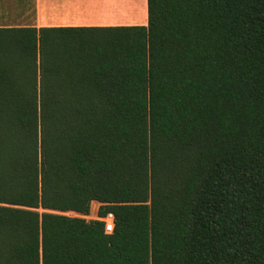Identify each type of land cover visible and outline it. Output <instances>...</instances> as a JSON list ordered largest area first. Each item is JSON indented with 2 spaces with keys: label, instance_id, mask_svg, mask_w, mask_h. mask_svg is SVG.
<instances>
[{
  "label": "trees",
  "instance_id": "obj_1",
  "mask_svg": "<svg viewBox=\"0 0 264 264\" xmlns=\"http://www.w3.org/2000/svg\"><path fill=\"white\" fill-rule=\"evenodd\" d=\"M0 264H264V0L0 26Z\"/></svg>",
  "mask_w": 264,
  "mask_h": 264
},
{
  "label": "crops",
  "instance_id": "obj_2",
  "mask_svg": "<svg viewBox=\"0 0 264 264\" xmlns=\"http://www.w3.org/2000/svg\"><path fill=\"white\" fill-rule=\"evenodd\" d=\"M33 6V23L21 26L36 28L147 26V0H33ZM93 205H96L97 210L99 203L93 202L91 208Z\"/></svg>",
  "mask_w": 264,
  "mask_h": 264
},
{
  "label": "rangeland",
  "instance_id": "obj_3",
  "mask_svg": "<svg viewBox=\"0 0 264 264\" xmlns=\"http://www.w3.org/2000/svg\"><path fill=\"white\" fill-rule=\"evenodd\" d=\"M32 6L33 0H0V26H21L32 24ZM95 206L96 205L92 206L87 220L97 219V210L95 209Z\"/></svg>",
  "mask_w": 264,
  "mask_h": 264
},
{
  "label": "built area",
  "instance_id": "obj_4",
  "mask_svg": "<svg viewBox=\"0 0 264 264\" xmlns=\"http://www.w3.org/2000/svg\"><path fill=\"white\" fill-rule=\"evenodd\" d=\"M67 215H73V216H76V217H80V218H83L85 220H87L88 217H83V216H78L76 214H67ZM96 218L103 222L104 224V232L106 234H111L113 232V227H114V216L112 213H107L104 217L102 218H99L96 214Z\"/></svg>",
  "mask_w": 264,
  "mask_h": 264
}]
</instances>
